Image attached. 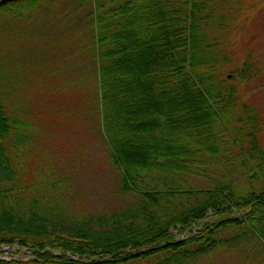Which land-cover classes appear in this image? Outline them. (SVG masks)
I'll use <instances>...</instances> for the list:
<instances>
[{
    "label": "trees",
    "instance_id": "trees-1",
    "mask_svg": "<svg viewBox=\"0 0 264 264\" xmlns=\"http://www.w3.org/2000/svg\"><path fill=\"white\" fill-rule=\"evenodd\" d=\"M231 10L229 0H0V248L33 252L0 264H203L227 250L262 264L264 122L231 81L263 66L247 56L226 75ZM39 47L53 54L45 72L78 65L65 79L78 89L70 106L106 143L123 206L95 210L72 167L33 149L20 80L23 52ZM245 176L262 182L240 195Z\"/></svg>",
    "mask_w": 264,
    "mask_h": 264
},
{
    "label": "rangeland",
    "instance_id": "rangeland-1",
    "mask_svg": "<svg viewBox=\"0 0 264 264\" xmlns=\"http://www.w3.org/2000/svg\"><path fill=\"white\" fill-rule=\"evenodd\" d=\"M229 2L232 10L228 12L227 17L230 19L227 28L220 30L221 37L223 35L224 38L220 39L219 45L223 56L229 59L226 75L230 69H240L247 56L256 59L263 66L262 73L251 81L242 82L237 77L232 79L231 83L241 99L256 108L264 122V0ZM52 57L53 54L47 52L46 47L23 52V79L20 80V89L24 91L29 86L31 91L32 139L35 142L33 149L43 158L53 161L56 166L60 165L66 170L72 167L80 176L76 182L88 194L95 210L107 206L117 209L125 202L114 196L118 174L106 159L107 145L98 134L88 131L82 123L84 114L81 113V120L80 110L76 106H70L69 98L74 96L76 99L78 89L68 85L65 79L77 72L78 65L73 63L70 69L56 76L45 72L48 68L50 71L55 68L52 62H48ZM73 58L74 55L71 54L68 61L71 62ZM58 62L62 64L61 61ZM226 138L229 139L230 136ZM261 140L264 147V128ZM237 143L241 145L239 141ZM254 172L256 173V169ZM261 182L260 178L256 181L245 176L235 182V189L238 194L245 195L249 191L257 190ZM189 233L191 232L180 231L176 237L183 239L184 235ZM236 251L238 250L224 251L219 254L217 260L203 261V264H242L243 259ZM32 257V250L18 246L6 247L0 251V258L7 260L17 258L27 261ZM261 261L264 264V259Z\"/></svg>",
    "mask_w": 264,
    "mask_h": 264
},
{
    "label": "water",
    "instance_id": "water-1",
    "mask_svg": "<svg viewBox=\"0 0 264 264\" xmlns=\"http://www.w3.org/2000/svg\"><path fill=\"white\" fill-rule=\"evenodd\" d=\"M7 247H10V246H7ZM3 249H6V246H3ZM26 249H28L29 251L31 250V249H29V248H26Z\"/></svg>",
    "mask_w": 264,
    "mask_h": 264
}]
</instances>
